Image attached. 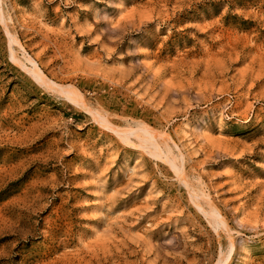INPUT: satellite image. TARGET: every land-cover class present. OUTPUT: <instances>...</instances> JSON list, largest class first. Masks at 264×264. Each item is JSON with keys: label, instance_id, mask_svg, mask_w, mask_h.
Listing matches in <instances>:
<instances>
[{"label": "rangeland", "instance_id": "374dc122", "mask_svg": "<svg viewBox=\"0 0 264 264\" xmlns=\"http://www.w3.org/2000/svg\"><path fill=\"white\" fill-rule=\"evenodd\" d=\"M2 5L48 77L164 132L232 225L230 264H264V0ZM7 41L0 25V264H216L229 241L171 168L44 91Z\"/></svg>", "mask_w": 264, "mask_h": 264}, {"label": "bare ground", "instance_id": "6f19581e", "mask_svg": "<svg viewBox=\"0 0 264 264\" xmlns=\"http://www.w3.org/2000/svg\"><path fill=\"white\" fill-rule=\"evenodd\" d=\"M0 25L3 27L8 39L9 61L21 69L35 84L44 91L58 94L61 98L67 99L68 102L75 105L79 110L90 115L100 128L112 133L126 146L142 151L154 160L163 162V164L165 163L171 168L177 180L187 190L193 206L205 217L209 225L219 236L220 232H222L229 241L228 250H221L216 264H230L236 248L235 233L231 227L232 225H229L226 217L223 215L224 212L222 213L221 208L219 209L214 204L207 192L191 184L187 178L185 158L183 156H176L168 145H163L160 142V138L163 137L164 132H158L147 123L140 121L134 122L136 125L126 124L127 126L124 127L118 126L109 118L106 112L101 109L92 108L77 87L70 84H59L51 77H48L49 75L45 74L42 65L28 54L26 47L20 42L19 37L9 27L8 18L3 10L2 0H0Z\"/></svg>", "mask_w": 264, "mask_h": 264}]
</instances>
